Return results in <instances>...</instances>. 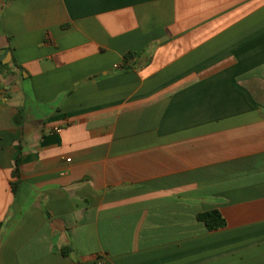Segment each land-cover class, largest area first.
Returning <instances> with one entry per match:
<instances>
[{
  "label": "crops",
  "instance_id": "1",
  "mask_svg": "<svg viewBox=\"0 0 264 264\" xmlns=\"http://www.w3.org/2000/svg\"><path fill=\"white\" fill-rule=\"evenodd\" d=\"M4 53L0 264H264V0H0Z\"/></svg>",
  "mask_w": 264,
  "mask_h": 264
},
{
  "label": "trees",
  "instance_id": "2",
  "mask_svg": "<svg viewBox=\"0 0 264 264\" xmlns=\"http://www.w3.org/2000/svg\"><path fill=\"white\" fill-rule=\"evenodd\" d=\"M133 57H134L133 54H127L125 56L126 65H124V67H123L124 70L129 68V65H127V64L132 61ZM197 218L200 222L204 223V225L206 226L208 231H216L219 229H223L227 226L226 219L217 210H213V211H209V212H205V213H200L197 216ZM71 251H72V248L67 247V248H64L62 250V253H63V255L68 256L71 253Z\"/></svg>",
  "mask_w": 264,
  "mask_h": 264
},
{
  "label": "water",
  "instance_id": "3",
  "mask_svg": "<svg viewBox=\"0 0 264 264\" xmlns=\"http://www.w3.org/2000/svg\"><path fill=\"white\" fill-rule=\"evenodd\" d=\"M7 55H8V53H4V54H2V55L0 56V65L3 64L2 61L7 57Z\"/></svg>",
  "mask_w": 264,
  "mask_h": 264
},
{
  "label": "built area",
  "instance_id": "4",
  "mask_svg": "<svg viewBox=\"0 0 264 264\" xmlns=\"http://www.w3.org/2000/svg\"><path fill=\"white\" fill-rule=\"evenodd\" d=\"M56 131H57V132H61L62 130H61V129H57ZM68 161H70V160H68Z\"/></svg>",
  "mask_w": 264,
  "mask_h": 264
}]
</instances>
